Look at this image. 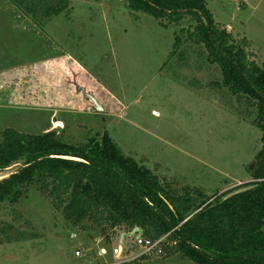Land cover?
Here are the masks:
<instances>
[{
    "label": "rangeland",
    "instance_id": "1",
    "mask_svg": "<svg viewBox=\"0 0 264 264\" xmlns=\"http://www.w3.org/2000/svg\"><path fill=\"white\" fill-rule=\"evenodd\" d=\"M63 1L61 14L33 22L0 0L2 29L31 31L25 46L11 50L15 63L29 65L0 73L1 85L7 83L0 89V130L54 131L70 144L106 133L124 155L179 190L220 197L253 182L250 170L262 146V132L252 124L256 112L215 85L222 73L202 47L186 44L183 61L170 55L175 35L193 22L166 29L126 0ZM203 1L221 29L236 42L248 40L250 61L262 66L264 0ZM52 52L60 58L41 61ZM22 166L0 173V181ZM0 224L12 226V238L24 234L0 244V264H131L130 255L141 254L117 260L112 253L120 237L106 245L72 228L35 189L19 204L0 203ZM133 243L126 238L124 249ZM136 264L193 263L173 256Z\"/></svg>",
    "mask_w": 264,
    "mask_h": 264
},
{
    "label": "trees",
    "instance_id": "2",
    "mask_svg": "<svg viewBox=\"0 0 264 264\" xmlns=\"http://www.w3.org/2000/svg\"><path fill=\"white\" fill-rule=\"evenodd\" d=\"M4 1L33 22L58 16L68 4L63 0ZM126 1L131 10L151 15L166 29L193 22L194 26L180 28L175 35L170 55L183 61L180 50L186 44L202 47L208 61L222 73V81L215 85L256 112L252 124L262 132V146L250 170L253 182L246 185L252 188L227 200H223L226 194L216 197L195 188L179 190L124 155L106 133L70 144L56 142L54 131L31 134L5 127L0 130V173L21 162L23 166L0 181V203L19 204L35 189L72 228L96 234L106 245L135 228L142 230L144 240L164 239L161 252L131 264L173 256L193 264H264V63L258 66L250 61L248 40L236 42L221 29L203 0ZM2 30L4 43L12 29ZM30 34L29 29L16 31L20 47ZM3 56L2 66L8 62ZM23 64L14 62L17 69ZM11 228L0 224L5 235L0 244L24 238L23 233L12 238Z\"/></svg>",
    "mask_w": 264,
    "mask_h": 264
},
{
    "label": "crops",
    "instance_id": "3",
    "mask_svg": "<svg viewBox=\"0 0 264 264\" xmlns=\"http://www.w3.org/2000/svg\"><path fill=\"white\" fill-rule=\"evenodd\" d=\"M213 14V13H212ZM214 16V15H213ZM214 19H215V17H214ZM3 22V20H1L0 19V52H1V50H2V48H3V50H5V51H7L8 50V54L7 53H4V54H1L0 53V73H5V75H7L6 73L7 72H12V71H14V70H16L17 69V66L16 65H14V61L13 60H15L14 58V55H12L11 54V50H15L16 48L18 49V47H20V43L18 42V38H17V36H16V31L15 30H13L12 29V31H9V35H8V39H7V41H5L4 43H2V41H1V39L3 38V33L5 32L4 30H2L1 29V23ZM215 22H216V19H215ZM217 23V22H216ZM4 31V32H3ZM46 43H48V44H53L51 41H50V39L49 40H47L46 39V41H45ZM7 49V50H6ZM2 55H4L3 56V58H5V57H8V62H5V64L2 66L1 64H2V61H1V58H2ZM58 59V58H60V56H59V53L58 52H52V53H49L48 55H46V58H45V60H41V61H46L47 60V62L48 61H52L53 59ZM13 61V62H12ZM13 63V64H12ZM29 62H26V63H24L23 65H22V67H26V66H28L29 64H28ZM24 65H26V66H24ZM21 66V65H20ZM21 67V68H22ZM3 70V72H1ZM3 85H7V83L6 84H2L1 85V83H0V89H1V87L3 86ZM4 96V95H3ZM0 99H1V92H0ZM11 101V100H10ZM120 241V240H119ZM125 241V240H124ZM117 246H120V244L118 243V245ZM104 252V254H103V256H107V251H103ZM105 252H106V254H105Z\"/></svg>",
    "mask_w": 264,
    "mask_h": 264
},
{
    "label": "built area",
    "instance_id": "4",
    "mask_svg": "<svg viewBox=\"0 0 264 264\" xmlns=\"http://www.w3.org/2000/svg\"><path fill=\"white\" fill-rule=\"evenodd\" d=\"M164 239H161L156 242H151L148 240H144L143 237H134V243L130 249H124V245L122 246H116L115 249L113 250V257L116 258L117 260H123V258H126L125 255L131 254L132 252L135 253L136 250H141L140 255H130L132 256L131 259L133 258L132 261L140 259L142 257H151L154 256L157 252H161V244L163 243ZM124 243V242H123ZM133 250V251H131ZM102 252V251H101ZM106 254V252H105ZM81 255L80 251L76 252V257H79ZM101 255V253H100Z\"/></svg>",
    "mask_w": 264,
    "mask_h": 264
},
{
    "label": "water",
    "instance_id": "5",
    "mask_svg": "<svg viewBox=\"0 0 264 264\" xmlns=\"http://www.w3.org/2000/svg\"><path fill=\"white\" fill-rule=\"evenodd\" d=\"M84 93H85V96H86V97H88L90 100L93 101V103H94V105H95V110H96L97 112H103V109H102V107L98 104V102H97V101H96L91 95H87L85 91H84ZM59 141H60V135L57 134V136H56V142H59ZM251 188H252V187H241V188H238V189L232 191L231 193H229L228 195H226V196L224 197L223 200H227L228 198H231V197H233V196H236V195H238V194H241V193H243V192H246V191L250 190ZM142 234H143V232H142V230L139 229V228H135V229H134L131 233H129V234L123 233V234L120 236L119 244L122 246V244H123V242H124V240H125L126 238H133V237H135V236H136V237H141Z\"/></svg>",
    "mask_w": 264,
    "mask_h": 264
}]
</instances>
